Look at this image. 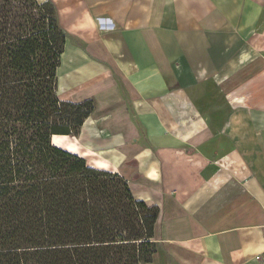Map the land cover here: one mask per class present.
Instances as JSON below:
<instances>
[{
	"label": "crops",
	"instance_id": "obj_1",
	"mask_svg": "<svg viewBox=\"0 0 264 264\" xmlns=\"http://www.w3.org/2000/svg\"><path fill=\"white\" fill-rule=\"evenodd\" d=\"M51 1L96 100L62 147L160 209L140 264H264V0Z\"/></svg>",
	"mask_w": 264,
	"mask_h": 264
},
{
	"label": "trees",
	"instance_id": "obj_2",
	"mask_svg": "<svg viewBox=\"0 0 264 264\" xmlns=\"http://www.w3.org/2000/svg\"><path fill=\"white\" fill-rule=\"evenodd\" d=\"M67 38L51 0H0V264L151 261L159 207L52 142L96 109L60 98Z\"/></svg>",
	"mask_w": 264,
	"mask_h": 264
},
{
	"label": "rangeland",
	"instance_id": "obj_3",
	"mask_svg": "<svg viewBox=\"0 0 264 264\" xmlns=\"http://www.w3.org/2000/svg\"><path fill=\"white\" fill-rule=\"evenodd\" d=\"M65 74H66V69L64 68V66H63V68L62 69H60V75H59V93H61V95L62 94H64L63 92L64 91H66V87L65 86H72L71 84L70 85H67V83H68V78L66 79V77H65ZM63 84H66V85H64V87H63ZM93 98V97H92ZM65 99H72V98H70V97H66ZM77 100V99H76ZM79 136V135H78ZM77 136V137H78ZM85 140L86 141H88V142H90L91 140L89 139V137L87 136V138H85ZM75 142L74 140H73V138L71 139L70 137H61V136H56V138H55V140H54V143L55 144H57V145H61V147L64 145H69L70 144V142ZM80 150L82 151L83 149H82V147L80 148ZM93 157V153H92V155H91V157H89V158H92ZM88 158V159H89Z\"/></svg>",
	"mask_w": 264,
	"mask_h": 264
},
{
	"label": "bare ground",
	"instance_id": "obj_4",
	"mask_svg": "<svg viewBox=\"0 0 264 264\" xmlns=\"http://www.w3.org/2000/svg\"><path fill=\"white\" fill-rule=\"evenodd\" d=\"M64 136V135H63ZM56 137L53 138V141L55 140Z\"/></svg>",
	"mask_w": 264,
	"mask_h": 264
},
{
	"label": "water",
	"instance_id": "obj_5",
	"mask_svg": "<svg viewBox=\"0 0 264 264\" xmlns=\"http://www.w3.org/2000/svg\"><path fill=\"white\" fill-rule=\"evenodd\" d=\"M52 142H53V137H52Z\"/></svg>",
	"mask_w": 264,
	"mask_h": 264
}]
</instances>
